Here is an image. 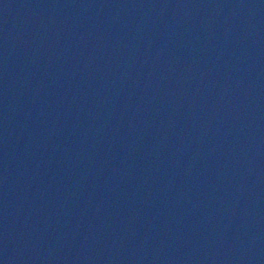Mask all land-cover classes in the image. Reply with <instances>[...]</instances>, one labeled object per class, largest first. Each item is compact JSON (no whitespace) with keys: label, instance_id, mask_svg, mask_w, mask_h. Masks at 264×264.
I'll use <instances>...</instances> for the list:
<instances>
[{"label":"water","instance_id":"1","mask_svg":"<svg viewBox=\"0 0 264 264\" xmlns=\"http://www.w3.org/2000/svg\"><path fill=\"white\" fill-rule=\"evenodd\" d=\"M0 264H264V0H0Z\"/></svg>","mask_w":264,"mask_h":264}]
</instances>
